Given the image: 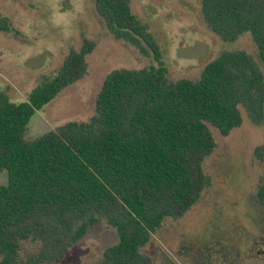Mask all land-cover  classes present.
Masks as SVG:
<instances>
[{
	"label": "trees",
	"instance_id": "obj_1",
	"mask_svg": "<svg viewBox=\"0 0 264 264\" xmlns=\"http://www.w3.org/2000/svg\"><path fill=\"white\" fill-rule=\"evenodd\" d=\"M204 22L224 42L249 33L264 63V0H200ZM116 40L152 54L157 67L121 69L106 78L89 122L67 123L36 140L25 131L37 111L84 79L96 44L85 40L26 103L0 87V264H51L102 222L119 243L91 264H152L141 253L167 218L178 219L208 184L204 161L216 142L209 125L228 136L243 124L241 108L264 123V75L245 51L223 52L198 81H172L156 40L130 0H95ZM12 30L0 16V32ZM264 162V146L254 152ZM259 198L264 204V177ZM38 246L23 259L22 242Z\"/></svg>",
	"mask_w": 264,
	"mask_h": 264
},
{
	"label": "rangeland",
	"instance_id": "obj_2",
	"mask_svg": "<svg viewBox=\"0 0 264 264\" xmlns=\"http://www.w3.org/2000/svg\"><path fill=\"white\" fill-rule=\"evenodd\" d=\"M130 5L156 40L170 80L198 81L205 67L225 51L252 55L264 75L252 36L246 33L231 43L221 40L206 26L200 0H130ZM0 16L12 28L0 32V87L13 103H26L85 40L96 44L87 57V75L36 112L26 140L67 123L89 122L111 72L159 65L151 53L142 54L114 38L98 16L95 0H0ZM241 113L242 126L228 136L209 125L216 148L204 161L208 184L186 215L167 218L141 249L152 264H264V204L259 198L264 162L254 156L264 146V123L256 126L245 109ZM7 184V172L0 171V188ZM118 243L117 230L102 222L51 264L96 263ZM38 249L33 242H22L21 256H34Z\"/></svg>",
	"mask_w": 264,
	"mask_h": 264
}]
</instances>
